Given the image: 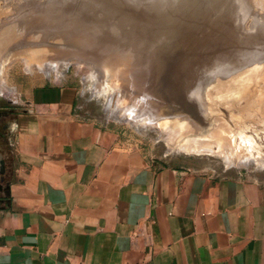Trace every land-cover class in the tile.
<instances>
[{"label": "rangeland", "instance_id": "rangeland-1", "mask_svg": "<svg viewBox=\"0 0 264 264\" xmlns=\"http://www.w3.org/2000/svg\"><path fill=\"white\" fill-rule=\"evenodd\" d=\"M263 27L264 0H0L1 123L28 109L35 90L72 89L74 118L149 162L264 183V75L250 77L251 91L224 96L208 120L191 109L192 130L174 121L188 113L167 93L175 70L201 77L207 97L231 84L211 83L226 68L264 74ZM54 62L62 75L39 69ZM244 81L234 84L244 88ZM225 154H231L226 164Z\"/></svg>", "mask_w": 264, "mask_h": 264}, {"label": "crops", "instance_id": "crops-1", "mask_svg": "<svg viewBox=\"0 0 264 264\" xmlns=\"http://www.w3.org/2000/svg\"><path fill=\"white\" fill-rule=\"evenodd\" d=\"M30 95L0 119V264H264V183L149 162L72 89Z\"/></svg>", "mask_w": 264, "mask_h": 264}, {"label": "bare ground", "instance_id": "bare-ground-1", "mask_svg": "<svg viewBox=\"0 0 264 264\" xmlns=\"http://www.w3.org/2000/svg\"><path fill=\"white\" fill-rule=\"evenodd\" d=\"M222 2V1H221ZM207 6V5H206ZM205 9V8H204ZM207 10V8H206ZM212 11V9H211ZM206 13V12H205ZM210 13V12H209ZM208 14V13H207ZM224 16V15H223ZM231 16V15H230ZM233 19V18H232ZM254 21V20H253ZM257 22V21H256ZM255 23V22H254ZM252 24V23H251ZM250 24V25H251ZM261 25V24H260ZM261 28V26H260ZM264 28V27H263ZM238 30V29H237ZM237 32V31H236ZM264 32V31H262ZM74 33V32H73ZM73 33H72V36H73ZM254 33V32H253ZM70 34V33H69ZM71 36V35H70ZM79 36V35H78ZM261 36V35H260ZM262 37V36H261ZM80 38V37H79ZM11 39V38H10ZM259 38H257L258 40ZM263 39V38H262ZM3 40V39H2ZM72 40V38H71ZM5 41V40H3ZM71 42V41H70ZM257 42V41H256ZM74 44V43H73ZM226 44V43H225ZM248 45V44H247ZM226 46H228V44H226ZM246 46V45H245ZM250 47V46H248ZM253 47V45L251 46ZM144 49V48H142ZM245 50V49H244ZM243 50V51H244ZM254 52V51H253ZM207 53V52H206ZM260 54L263 53L262 51L259 52ZM242 54V53H241ZM255 54V53H254ZM36 55V54H35ZM194 54H192V57ZM208 55V54H207ZM251 55V54H250ZM253 55V53H252ZM42 57H45V56H42ZM42 57H39L40 60L42 59ZM47 58V57H46ZM46 58H43V59H46ZM174 58V57H173ZM241 58V57H240ZM243 58V57H242ZM254 58V57H253ZM42 59V60H43ZM252 59V57H251ZM26 60V59H25ZM24 60V61H25ZM32 60H33V57H32ZM165 60V59H164ZM175 60V58H174ZM39 61V60H38ZM240 61V60H239ZM23 62V61H22ZM170 62V61H168ZM242 62V60H241ZM250 62V61H249ZM254 62V60H253ZM26 63V62H24ZM29 63V62H28ZM26 63V66L27 64ZM68 63V61H67ZM199 63V62H198ZM174 64V63H173ZM178 64V63H177ZM196 64V63H195ZM29 65V64H28ZM35 65V64H34ZM38 65V64H37ZM67 65V64H66ZM198 65V64H197ZM197 65H194V68L195 66ZM241 65V64H240ZM23 66L25 67V65L23 64ZM169 66L170 65H166V68L169 69ZM181 66V65H180ZM238 66V64H237ZM37 67V66H36ZM35 66L33 68H36ZM39 69L42 70L41 72H44L46 74H50L51 73H54V74H59V75H62V65L61 64H57V62H54V63H44V64H39ZM248 67V66H246ZM27 68V67H25ZM28 68H30L28 66ZM231 69H228L226 68V70L224 71L225 74H222V75H216L215 77H213V81L211 83H215V82H218L220 83H223V81H225L226 79H228L229 81H231V84L229 83L228 86H217V89H214L210 96H209V93H208V97H207V94H203L201 93V90H202V78L201 77H198L197 75L194 74H191V75H188V76H184L183 73L182 74H178V70H175V75L173 76V78L171 80H173V83L172 85H174L172 87V89L170 91H168V95H170V98L172 100H174V102H176L179 107V112H182L184 113L181 109L185 108L188 113V115H182L178 118H176V120H174L176 123H180V122H184V123H187V127L185 126V128H190L192 130V126L191 125H195V121H191L189 118H187V116H189V114H193L192 110H195V112H198L200 114V116L203 118V120H208V118L213 114L214 111L219 110L220 109V104H223L222 102H225V97L224 96H227L229 94H232L235 92V88H236V93H240L239 96L241 95V92L242 93H247V91L250 90V85L253 84L254 81H250V77L252 78H255L256 77H260V76H263L264 74H260V72H257L256 74H253V75H247V76H241L240 75V71H235L234 69H236L237 67H230ZM38 69V68H37ZM179 69V68H178ZM39 70V71H40ZM242 70V69H241ZM38 71V70H36ZM174 71V70H172ZM183 71V70H182ZM244 70H242L243 72ZM247 71V70H245ZM164 72V71H163ZM181 72V70H180ZM179 72V73H180ZM255 72V71H254ZM147 73V72H146ZM148 74V73H147ZM183 75V76H182ZM149 77H150V74H149ZM152 77V76H151ZM156 77V80H157V76H153V78ZM164 78H160L158 77V80H159V88L162 87L164 89L165 84L164 81H163ZM170 79V78H169ZM241 79H244V88L242 87H236V84H234V82H239ZM108 81V80H107ZM168 81V80H167ZM165 80V82H167ZM170 82V81H169ZM171 84V83H170ZM227 84V82L225 83ZM224 84V85H225ZM254 85V84H253ZM108 86V84H107ZM220 87V88H219ZM248 87V88H247ZM257 88V87H256ZM247 89V90H246ZM252 89V88H251ZM255 89V87H254ZM198 91H200V93H197ZM251 91V90H250ZM185 94V95H184ZM5 95L3 94V92H0V98H5L4 97ZM235 101V98L233 99ZM232 102V101H231ZM230 103V102H229ZM228 105V103H226ZM190 105V106H189ZM175 107V106H174ZM224 114V113H223ZM195 116V115H194ZM196 117V116H195ZM225 117V116H224ZM200 118V117H199ZM227 118V117H226ZM233 118V117H232ZM173 120V118L171 119V121ZM176 126V125H175ZM184 126V125H183ZM180 127V126H179ZM181 130V129H180ZM190 131V130H189ZM240 137V136H239ZM208 146V145H207ZM184 149V148H183ZM182 149V150H183ZM189 152V150H187ZM220 152V151H219ZM231 155V154H229ZM228 154H225L223 155V157H221L223 159V162L224 164L228 163L229 160H230V157H229ZM221 156V155H220ZM232 157V156H231ZM249 164H252L253 166H255L252 162L250 161H246V165H249ZM261 166V165H260Z\"/></svg>", "mask_w": 264, "mask_h": 264}, {"label": "flooded vegetation", "instance_id": "flooded-vegetation-1", "mask_svg": "<svg viewBox=\"0 0 264 264\" xmlns=\"http://www.w3.org/2000/svg\"><path fill=\"white\" fill-rule=\"evenodd\" d=\"M2 99H4V98H0V100H2ZM5 100H7V99H5ZM9 102H13V101H9Z\"/></svg>", "mask_w": 264, "mask_h": 264}, {"label": "built area", "instance_id": "built-area-1", "mask_svg": "<svg viewBox=\"0 0 264 264\" xmlns=\"http://www.w3.org/2000/svg\"><path fill=\"white\" fill-rule=\"evenodd\" d=\"M79 264H85V263H79Z\"/></svg>", "mask_w": 264, "mask_h": 264}, {"label": "trees", "instance_id": "trees-1", "mask_svg": "<svg viewBox=\"0 0 264 264\" xmlns=\"http://www.w3.org/2000/svg\"><path fill=\"white\" fill-rule=\"evenodd\" d=\"M3 199H4V198H3ZM3 199H2V200H3ZM0 202H1V199H0Z\"/></svg>", "mask_w": 264, "mask_h": 264}]
</instances>
